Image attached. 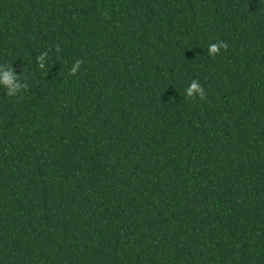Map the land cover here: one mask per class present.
Masks as SVG:
<instances>
[{"label":"trees","instance_id":"1","mask_svg":"<svg viewBox=\"0 0 264 264\" xmlns=\"http://www.w3.org/2000/svg\"><path fill=\"white\" fill-rule=\"evenodd\" d=\"M0 65V264H264V0H0Z\"/></svg>","mask_w":264,"mask_h":264},{"label":"clouds","instance_id":"2","mask_svg":"<svg viewBox=\"0 0 264 264\" xmlns=\"http://www.w3.org/2000/svg\"><path fill=\"white\" fill-rule=\"evenodd\" d=\"M227 45L223 42L213 43L209 45L208 52L210 55L217 54L221 48H226ZM49 53L47 51L39 53L36 57V62L40 69H44L48 66ZM81 66V61H76L71 69V74H75ZM0 88L6 90L8 97H16L24 93L28 84L25 80L18 75L16 70L9 68L6 65H0ZM185 95L189 98L199 96L201 99L204 98V89L197 80H192L189 86L185 89Z\"/></svg>","mask_w":264,"mask_h":264}]
</instances>
